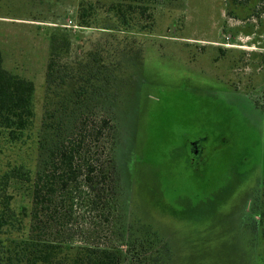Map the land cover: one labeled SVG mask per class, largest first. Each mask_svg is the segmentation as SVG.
<instances>
[{"label":"rangeland","instance_id":"1","mask_svg":"<svg viewBox=\"0 0 264 264\" xmlns=\"http://www.w3.org/2000/svg\"><path fill=\"white\" fill-rule=\"evenodd\" d=\"M115 1L0 0L3 67L34 85V131L49 36L69 39L67 60L83 56L109 37L97 22ZM139 2L148 10L134 19L145 29L131 32L143 52L123 67L117 107L119 213L130 239L120 264H264V0ZM86 5L94 15L79 26ZM9 191L14 208L28 206L26 185ZM80 213L73 228L85 236L72 245L95 244L98 227L99 244L111 246L100 232L108 226Z\"/></svg>","mask_w":264,"mask_h":264},{"label":"trees","instance_id":"2","mask_svg":"<svg viewBox=\"0 0 264 264\" xmlns=\"http://www.w3.org/2000/svg\"><path fill=\"white\" fill-rule=\"evenodd\" d=\"M139 1L111 3V16L97 22L109 37L81 57L67 60L69 39L49 36L37 131L34 85L7 71L0 51V264H120V248L128 247L130 239L119 213L117 107L123 67L129 70L135 60L130 55L143 52L131 32L145 29L134 19L148 10ZM93 15L92 6L81 7L79 26ZM11 184L27 186L28 206L14 208ZM258 208L251 204L248 215L256 230L261 226L253 221ZM81 210L98 218L100 227L101 222L108 226L100 232L106 231L103 237L112 239L111 246L99 244L98 227L90 233L95 244L72 245L73 238L85 236L72 223L82 218ZM251 235L259 240L257 233Z\"/></svg>","mask_w":264,"mask_h":264},{"label":"crops","instance_id":"3","mask_svg":"<svg viewBox=\"0 0 264 264\" xmlns=\"http://www.w3.org/2000/svg\"><path fill=\"white\" fill-rule=\"evenodd\" d=\"M261 32H263L262 34H257V38L259 37V38H263L264 37V29L263 30H261ZM252 33V32H251ZM250 35H252V34H250ZM248 37H249V34H248ZM263 41H264V39H263ZM258 52H262V53H264V47H262L261 49H260V51H258ZM249 56L251 57H256L255 56V54H253L252 52L251 53H249Z\"/></svg>","mask_w":264,"mask_h":264},{"label":"built area","instance_id":"4","mask_svg":"<svg viewBox=\"0 0 264 264\" xmlns=\"http://www.w3.org/2000/svg\"><path fill=\"white\" fill-rule=\"evenodd\" d=\"M227 40H228V38H227Z\"/></svg>","mask_w":264,"mask_h":264}]
</instances>
